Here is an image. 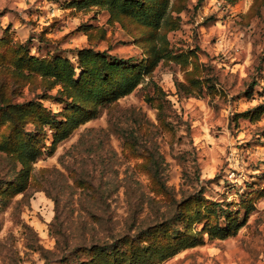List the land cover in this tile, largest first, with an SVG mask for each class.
<instances>
[{
  "label": "rangeland",
  "instance_id": "1",
  "mask_svg": "<svg viewBox=\"0 0 264 264\" xmlns=\"http://www.w3.org/2000/svg\"><path fill=\"white\" fill-rule=\"evenodd\" d=\"M0 264H264V0H0Z\"/></svg>",
  "mask_w": 264,
  "mask_h": 264
},
{
  "label": "trees",
  "instance_id": "2",
  "mask_svg": "<svg viewBox=\"0 0 264 264\" xmlns=\"http://www.w3.org/2000/svg\"><path fill=\"white\" fill-rule=\"evenodd\" d=\"M95 61H97V60L95 59ZM64 69H66V67H64ZM101 70L106 75V77L108 76L109 78H112L113 77L112 76L113 74L126 71V69L124 68V66H122L120 64L114 63L112 65V64L106 63L105 61H103V66L101 67ZM91 72L99 73L98 68H96L94 70H91ZM105 80L108 81L109 79L106 78ZM74 83H77V82H74ZM127 86L133 87V81L126 79L124 81L123 87L124 88H127ZM89 93L91 94L92 97H94V99H96L100 95V91L99 90H96V91H91L90 90ZM48 116H49V114H48ZM28 143L30 144L31 141H29ZM23 150L25 152L24 154H27V158H31L32 161H34L36 159V157L40 154V151H38L32 145L25 146L23 148Z\"/></svg>",
  "mask_w": 264,
  "mask_h": 264
}]
</instances>
